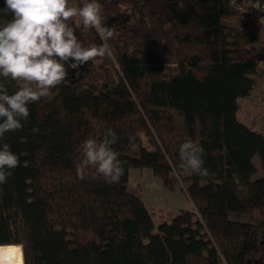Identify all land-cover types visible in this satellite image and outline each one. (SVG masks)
Returning a JSON list of instances; mask_svg holds the SVG:
<instances>
[{"label":"trees","instance_id":"obj_1","mask_svg":"<svg viewBox=\"0 0 264 264\" xmlns=\"http://www.w3.org/2000/svg\"><path fill=\"white\" fill-rule=\"evenodd\" d=\"M263 19L243 0H0V264H264V133L239 118ZM146 169L194 211L157 227L129 192Z\"/></svg>","mask_w":264,"mask_h":264},{"label":"rangeland","instance_id":"obj_2","mask_svg":"<svg viewBox=\"0 0 264 264\" xmlns=\"http://www.w3.org/2000/svg\"><path fill=\"white\" fill-rule=\"evenodd\" d=\"M88 8L90 9L94 21L99 26L96 16L89 6ZM230 23L232 25L241 26L243 21L233 19ZM241 49L243 52L249 50L254 56L259 58L257 47L252 46L248 41L242 42ZM19 51H22V49H19ZM10 55L11 53L6 48L0 50L1 59L10 57ZM59 55L65 63V56L60 51ZM168 73L172 75L173 68H168ZM240 105L239 118L252 129L264 133V76L258 78L253 93L250 97L241 99ZM254 163L258 168V173L253 177V180H259L264 177V170L260 157L256 156ZM176 185V191H167L163 186L162 179L154 175L152 170H133L130 176L129 192L145 201L158 227L159 224L163 222V219L175 216V214L180 211H194V205L185 191L187 184L183 183V181L176 180ZM12 248L18 254H23V257L25 256L22 246L14 245Z\"/></svg>","mask_w":264,"mask_h":264},{"label":"built area","instance_id":"obj_3","mask_svg":"<svg viewBox=\"0 0 264 264\" xmlns=\"http://www.w3.org/2000/svg\"><path fill=\"white\" fill-rule=\"evenodd\" d=\"M249 6L254 18H264V0H243Z\"/></svg>","mask_w":264,"mask_h":264},{"label":"crops","instance_id":"obj_4","mask_svg":"<svg viewBox=\"0 0 264 264\" xmlns=\"http://www.w3.org/2000/svg\"><path fill=\"white\" fill-rule=\"evenodd\" d=\"M171 219V216H170V218H168V219H163V221H169ZM155 220V219H154Z\"/></svg>","mask_w":264,"mask_h":264}]
</instances>
